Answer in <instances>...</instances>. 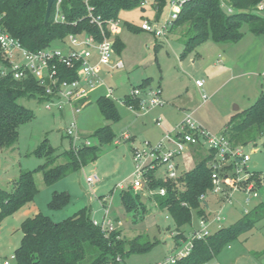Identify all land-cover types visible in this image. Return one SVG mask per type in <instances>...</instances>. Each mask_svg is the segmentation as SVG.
<instances>
[{
    "label": "rangeland",
    "instance_id": "rangeland-1",
    "mask_svg": "<svg viewBox=\"0 0 264 264\" xmlns=\"http://www.w3.org/2000/svg\"><path fill=\"white\" fill-rule=\"evenodd\" d=\"M173 1L169 0L159 18L151 1L119 15V27L112 35V40L116 42L117 39L122 48L111 60L114 63L122 61L124 68L111 71L104 78L112 93L107 89L93 93L90 95V105L79 114L67 103H64L62 110H48L44 103L36 100H19L32 112L33 119L20 126L19 138L13 147L0 150V188L11 190L22 173L31 172L39 192L28 206L2 221L0 264L15 262V251L23 238L21 226L26 219V211L30 209V215L42 213L58 223L83 208H89L91 217L102 221L106 208L100 196L107 197L109 218L123 222L119 230L124 239L132 241L138 238L141 245H150L147 252L130 255L126 259L128 264H157L178 255L188 246L199 229L196 212H193L192 223L179 230L187 241L180 240L178 243L175 241L178 229L174 221L147 197H143L147 213L142 220L137 217L138 214L136 217L126 214L120 187L124 191L132 190L135 172L133 150H142L146 142L155 145L165 140L188 115L211 135H223L233 117L253 106L264 92V34L255 35L245 25L241 31L243 38L237 43L222 44L210 39L186 53L187 37L184 29L171 31L167 26ZM260 15L264 17V11ZM144 21L158 26L162 31L167 28L165 36L159 38L153 33L142 31ZM52 49L66 52L68 43L56 42ZM3 71L0 64V72ZM147 80L150 83L141 89L142 98L147 100V92L159 90L164 105L151 110L128 107L125 100ZM198 81L204 82L201 90L197 86ZM203 94L208 97L205 101ZM100 97L115 103L120 115L118 122L107 121L102 117L98 105ZM158 121L161 123L159 127ZM72 124H76L79 134L76 148H83L86 142H90L91 147L100 149L99 158L66 178L47 185L40 168L46 163V158L37 157L34 152L46 142L49 147L56 149L57 158L50 168L68 164L71 159L65 153L74 149V141L65 133ZM107 126L115 135L114 141L101 146L95 133ZM124 135L133 138V142L123 141ZM119 140L120 144L116 145ZM200 147L186 150L178 159L179 174L193 170L209 155L206 143ZM244 151L251 158L249 170L264 174V141L247 145ZM94 175L99 178V182L90 187L86 180ZM156 175L165 177L164 166L158 168ZM56 192H67L70 196V204L59 211L49 208ZM244 212L242 204L227 206L223 211L225 220L221 227L234 225L245 215ZM263 252L264 221L205 264H264V255L260 257Z\"/></svg>",
    "mask_w": 264,
    "mask_h": 264
},
{
    "label": "trees",
    "instance_id": "trees-1",
    "mask_svg": "<svg viewBox=\"0 0 264 264\" xmlns=\"http://www.w3.org/2000/svg\"><path fill=\"white\" fill-rule=\"evenodd\" d=\"M153 2L159 18L169 0H89L95 14L104 20H119L123 11H131ZM264 0H188L182 7L178 19L174 21L171 31L184 29L187 37L186 53L198 45L213 39L216 43H237L243 38L242 28L248 26L255 35L264 34V17L258 14V7ZM47 0H0V29L17 39L24 48L37 52L52 48L56 42H65L69 35L88 34L102 41L99 29L87 18L86 0H63L62 11L66 17L65 24L54 22V8L45 23ZM130 28L133 29L131 25ZM122 44L116 39L115 53H120ZM0 64L3 62L0 52ZM61 80L74 79L76 72L65 66L57 67ZM145 81L140 89L149 85ZM36 100L44 103V89L34 78L15 80L12 73H0V150L13 147L19 138L21 125L33 119L32 112L21 105L19 100ZM128 107L140 109L139 100L131 97L125 100ZM100 113L107 121L118 122L120 115L115 103L105 97L98 100ZM224 135L233 147L257 145L264 141V92L258 101L241 114L233 117L225 127ZM101 146L114 141V133L107 126L95 133ZM203 146V145H200ZM198 146V148L200 147ZM201 148V147H200ZM209 151V150H208ZM56 149L45 142L34 155L46 158L40 168L44 172L47 185L66 178L83 165L96 162L99 158L98 147L84 146L65 153L71 161L62 166L50 168L56 161ZM214 152L201 161L193 170L176 179L157 177L150 174L149 189L165 190L164 196L155 195L148 199L157 207L166 211L174 221L178 235L175 241H187L179 230L192 223L193 212L198 217L205 215L208 202L202 201L203 195L209 196L212 190L213 168L211 163ZM33 174L22 173L13 183L11 190L0 188V225L34 201L38 194ZM122 203L126 214L142 220L147 213L143 196L132 190L122 191ZM103 199V198H101ZM70 204L67 192L54 193L49 203L53 211L64 209ZM89 208H83L72 217L62 222H54L42 213L26 219L21 226L23 238L15 251L14 264H114L121 257L126 259L132 254L144 253L150 245L139 243V239L127 241L118 231L105 235L95 226ZM264 221V202L245 214L234 225L222 228L213 235L194 242L191 254L177 264H205L218 256L226 247L240 236L251 232L258 223ZM136 222V220H135ZM262 253L261 255H263Z\"/></svg>",
    "mask_w": 264,
    "mask_h": 264
},
{
    "label": "built area",
    "instance_id": "built-area-1",
    "mask_svg": "<svg viewBox=\"0 0 264 264\" xmlns=\"http://www.w3.org/2000/svg\"><path fill=\"white\" fill-rule=\"evenodd\" d=\"M86 0L87 18L90 23L96 26L102 36V41H97L94 36L88 34L69 35L65 42L68 43L66 52L56 51L52 48L37 52L29 51L10 34L0 29V52L4 68L2 75L12 73L15 80L34 78L38 85L44 89V104L48 110L58 108L62 110L64 103L69 104L76 114H79L85 101L90 95L100 89L105 88L112 93L105 83L103 70H121L124 68L122 61L112 62L111 58L115 54V42L112 35L119 27L118 20H104L96 15L94 8ZM188 0H174L172 2V15L167 21V26L172 27L178 19L183 5ZM63 0H55L54 22L66 23V17L62 11ZM264 11V4L258 7V14ZM144 32L153 33L156 37L165 36L164 30H159L158 26H153L148 21H144L141 26ZM59 65L65 66L69 70L76 72L74 79L61 80L57 69ZM7 70V71H5ZM199 88L204 87V82L198 81ZM142 90L138 89L131 93V98L139 100L140 109L161 107L164 102L161 99L159 90H150L146 93L147 100L142 98ZM204 101L208 99L203 96ZM157 126H161L160 121ZM66 136L74 141L73 148L79 138L76 124H72L66 130ZM125 141L130 140L129 135H124ZM207 144L208 150L214 152V159L211 163L213 168L212 190L209 196L203 195L202 201L208 202L205 215L199 217V229L188 243V246L176 256L165 259L157 264H177L180 260L188 257L196 240H203L217 231L221 230V224L225 220L223 211L227 206L242 204L245 208L244 214L249 213L256 206L264 202V174L249 170L251 158L244 151L243 146L233 147L227 137L213 136L203 130L191 116H186L173 134L166 137L158 144L146 142L143 149L133 150L135 162L134 181L131 189L134 193H139L143 197L155 195L164 196L166 191H154L149 189L150 174L156 175L158 168L164 166L165 177L176 179L178 177V159L183 156L186 150ZM90 146V142H86ZM157 176V175H156ZM87 183L92 187L99 178L94 175L87 178ZM122 191L123 187H120ZM106 201V200H105ZM236 204V205H235ZM105 216L102 221L94 220L95 226L109 236L119 231L121 222L113 221L109 218V209L106 206ZM215 229L216 231L212 232ZM186 242V241H185ZM5 264H8L7 262ZM114 264H126L121 257L116 259Z\"/></svg>",
    "mask_w": 264,
    "mask_h": 264
},
{
    "label": "crops",
    "instance_id": "crops-1",
    "mask_svg": "<svg viewBox=\"0 0 264 264\" xmlns=\"http://www.w3.org/2000/svg\"><path fill=\"white\" fill-rule=\"evenodd\" d=\"M111 71H115V70H112L111 68H105V69L103 70V77L105 78L106 75L109 74ZM198 88H199V87H198ZM203 88H204V87H203ZM104 89H105V88H100V89L94 91L93 93H95V92L98 93L100 90H104ZM199 89L201 90L202 88H199ZM93 93H92V94H93ZM92 94H91V96H92ZM91 96L87 99V101H85L83 108L88 107V106L90 105L89 100H90ZM203 96H205V95L203 94ZM100 98H102V97H100ZM100 98H98V100H99ZM161 107H162V106H161ZM123 141H125V140H123ZM128 141L133 142V138L130 137V140H128ZM120 142H121V140H119L118 143L116 142V145H119ZM98 182H99V181H98ZM96 183H97V182H96ZM123 191H124V190H123ZM101 198H102V196H100L99 199H100L103 203H105V207H106V206H107V197H103V199H101ZM105 200H106V201H105ZM29 204H30V203H29ZM29 204H27L26 206H28ZM26 206H25V207H26ZM25 207H23V208H25ZM30 214H32V212H31L30 209H29L28 211L25 212L26 219H28V218H32V217L36 216V215L39 214V213H33L34 215H30ZM26 219H25V220H26ZM25 220H24V221H25ZM116 222H121V223H122V226H123V222H122V221H120V220H116ZM119 231H121V230H119ZM121 232H122V231H121ZM263 253H264V252H263ZM263 255H264V254H263ZM263 255H260V257L263 256ZM127 263H128V262H127Z\"/></svg>",
    "mask_w": 264,
    "mask_h": 264
},
{
    "label": "water",
    "instance_id": "water-1",
    "mask_svg": "<svg viewBox=\"0 0 264 264\" xmlns=\"http://www.w3.org/2000/svg\"><path fill=\"white\" fill-rule=\"evenodd\" d=\"M54 2H55V0H47V10H46V16H45V23H47L49 18H50V14H51Z\"/></svg>",
    "mask_w": 264,
    "mask_h": 264
}]
</instances>
